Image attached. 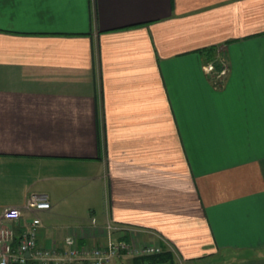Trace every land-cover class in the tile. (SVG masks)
I'll list each match as a JSON object with an SVG mask.
<instances>
[{
  "label": "crops",
  "instance_id": "1",
  "mask_svg": "<svg viewBox=\"0 0 264 264\" xmlns=\"http://www.w3.org/2000/svg\"><path fill=\"white\" fill-rule=\"evenodd\" d=\"M8 206L46 245L111 223L176 263L264 264V0H0V222L17 237Z\"/></svg>",
  "mask_w": 264,
  "mask_h": 264
},
{
  "label": "built area",
  "instance_id": "2",
  "mask_svg": "<svg viewBox=\"0 0 264 264\" xmlns=\"http://www.w3.org/2000/svg\"><path fill=\"white\" fill-rule=\"evenodd\" d=\"M203 67L216 80L222 79L227 70L224 62H221L220 68L213 61L206 62ZM25 207L31 210L49 209L50 202L43 193H31L25 199ZM2 217L9 223H17L19 232L16 237L12 225L0 222V264H110L119 257L162 251L158 245L140 241L137 231L111 223L104 226L107 238L103 242L80 245L77 236L68 233L61 242L46 245L38 239L40 217L22 220L20 209L14 206L3 209ZM92 223L95 224L93 219ZM112 234L126 238H114Z\"/></svg>",
  "mask_w": 264,
  "mask_h": 264
},
{
  "label": "trees",
  "instance_id": "3",
  "mask_svg": "<svg viewBox=\"0 0 264 264\" xmlns=\"http://www.w3.org/2000/svg\"><path fill=\"white\" fill-rule=\"evenodd\" d=\"M217 67V64H215ZM220 68V65L217 67ZM131 264H176L172 251L162 247V251L153 254L134 256L130 258Z\"/></svg>",
  "mask_w": 264,
  "mask_h": 264
},
{
  "label": "rangeland",
  "instance_id": "4",
  "mask_svg": "<svg viewBox=\"0 0 264 264\" xmlns=\"http://www.w3.org/2000/svg\"><path fill=\"white\" fill-rule=\"evenodd\" d=\"M83 205V204H82ZM82 205L80 206V207H78V209L79 210H83V207H82ZM225 251H217V253H215L217 256H219L220 257V255H221V253H224ZM129 258V257H128ZM131 258V257H130ZM130 258H129V260H125L124 259V261L122 262V263H120V264H131L130 263ZM122 260V259H121ZM208 261H210L211 262V264H213V261H212V259H208ZM207 261V262H208ZM176 264H184V263H176ZM207 264V263H206Z\"/></svg>",
  "mask_w": 264,
  "mask_h": 264
}]
</instances>
